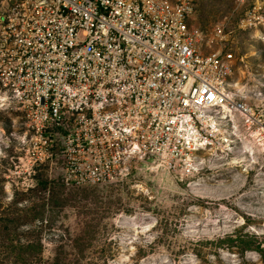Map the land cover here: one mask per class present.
<instances>
[{
	"label": "rangeland",
	"instance_id": "rangeland-1",
	"mask_svg": "<svg viewBox=\"0 0 264 264\" xmlns=\"http://www.w3.org/2000/svg\"><path fill=\"white\" fill-rule=\"evenodd\" d=\"M246 10L198 0L188 25L223 26L235 87L260 104L264 34L241 27ZM231 125L191 173L147 156L92 174L62 126L34 122L0 87V264H264V154Z\"/></svg>",
	"mask_w": 264,
	"mask_h": 264
},
{
	"label": "built area",
	"instance_id": "built-area-1",
	"mask_svg": "<svg viewBox=\"0 0 264 264\" xmlns=\"http://www.w3.org/2000/svg\"><path fill=\"white\" fill-rule=\"evenodd\" d=\"M197 1L0 0V87L34 122L62 126L69 154L97 162L92 174L147 156L191 173L222 113L264 154V97L235 87L223 26L189 27ZM236 2L241 27L264 34V0Z\"/></svg>",
	"mask_w": 264,
	"mask_h": 264
},
{
	"label": "bare ground",
	"instance_id": "bare-ground-1",
	"mask_svg": "<svg viewBox=\"0 0 264 264\" xmlns=\"http://www.w3.org/2000/svg\"><path fill=\"white\" fill-rule=\"evenodd\" d=\"M220 115H221V117L218 120H212L210 122L211 123L210 124V130L213 134L218 133L221 136L220 139L223 141V137L225 138V136L223 135V119L225 120L228 116L224 115V117H223V113ZM220 126H222V127H220ZM232 128L234 129L233 135H237L235 133V131L237 132V130H239V127H238V124L236 123L235 120H233V122H232ZM242 142H244V144L246 145V148H250V149L256 148L255 145L253 144V141H250L248 138H244Z\"/></svg>",
	"mask_w": 264,
	"mask_h": 264
}]
</instances>
